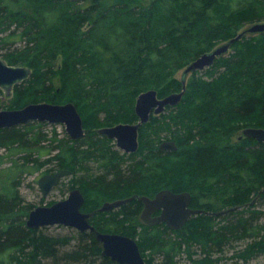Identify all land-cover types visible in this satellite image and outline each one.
I'll use <instances>...</instances> for the list:
<instances>
[{"label": "trees", "instance_id": "1", "mask_svg": "<svg viewBox=\"0 0 264 264\" xmlns=\"http://www.w3.org/2000/svg\"><path fill=\"white\" fill-rule=\"evenodd\" d=\"M261 21L264 0H0V57L31 69L8 107L72 102L85 129L74 140L47 135L45 122L0 128V148L21 153L20 163L0 168V264H121L102 255L93 232L26 226L33 206L18 176L46 164L47 172L68 169L64 186L81 190L90 223L134 238L147 264L182 256L218 264L228 249L242 262L263 254L264 142L234 135L264 128V31L244 34L228 55L191 72L181 101L140 126L135 152L96 130L134 123L139 93L179 92L180 69ZM233 117L248 121L228 123ZM164 139L177 149H159ZM163 188L189 191L190 205L204 212L174 230L142 222L135 199L98 211L105 201Z\"/></svg>", "mask_w": 264, "mask_h": 264}, {"label": "water", "instance_id": "2", "mask_svg": "<svg viewBox=\"0 0 264 264\" xmlns=\"http://www.w3.org/2000/svg\"><path fill=\"white\" fill-rule=\"evenodd\" d=\"M264 31V21L255 22L239 32L228 41L216 46L209 52L202 53L192 60L182 73V86L179 92H173L163 97L157 96L155 89H148L138 94L135 99L134 112L138 117L134 123H117L101 127L97 132L114 141L115 146L125 153L135 152L138 148V130L143 123L149 120L151 114L158 115L167 106L177 105L185 90V77L191 72L204 70L210 67L215 59L224 54L234 41L241 39L246 33H259ZM31 69L22 65H10L0 58V89L5 95L10 96L13 87L28 78ZM31 121L62 123L71 139L83 137L85 129L82 118L72 102L62 104L49 102L28 103L17 109L0 110V128L12 127ZM250 137L259 142H264V128L245 127L241 137ZM159 149L175 151L177 146L173 140H162ZM68 169L57 170L41 175L37 184L43 196L56 186L59 181L68 176ZM135 199L142 202L140 219L147 225L164 223L170 229H178L185 224L188 218L204 210L190 205V193L187 191L173 192L163 188L153 196L133 194L129 197L105 201L98 208L99 212L108 211L119 207L121 204ZM84 195L78 187L71 188L65 198L54 201L49 205H38L32 208L26 217L27 227L35 229L44 226L62 225L74 228L80 232L88 230L100 242L102 255L121 264H147L141 255L135 239L120 234L108 233L97 230L91 223L92 212H84L81 207ZM230 209L214 212L223 214ZM157 214L153 215V213Z\"/></svg>", "mask_w": 264, "mask_h": 264}, {"label": "rangeland", "instance_id": "3", "mask_svg": "<svg viewBox=\"0 0 264 264\" xmlns=\"http://www.w3.org/2000/svg\"><path fill=\"white\" fill-rule=\"evenodd\" d=\"M250 34L255 35L256 33H250ZM232 51H233L232 47L230 46L229 49L223 54V56L228 55ZM0 58H2V57H0ZM182 71H183V69H180L176 73V77L179 80L182 77ZM189 77H190V73L186 76L185 83H186L187 79H189ZM11 99H12L11 95L10 96L5 95L3 90H1V92H0V110L11 109L8 107ZM247 118L248 117H243V118L238 119L236 117H233V118L229 119L227 122L230 124H233L236 122L239 123V122L248 121ZM135 122H137V120ZM41 128H42L43 132L49 136L51 134H53V132L56 133L57 137H63L65 135L68 136V134L65 131L64 124H62V123H47V122H45V124ZM242 130H243V128L240 129L234 135V138L238 135L240 136L242 133ZM118 150L121 151L120 149H118ZM53 153H51V154H53ZM19 157H21V153L11 154L7 150L0 148V168L9 167L13 163V161H17L20 163L21 160ZM47 157L48 156L43 155L40 158L42 160V159H45ZM47 168L48 167L46 164V165L41 166V168L38 170L29 169L28 171L22 172L18 176V181H19L18 191H19L22 199L24 200V202L29 203L30 205L33 206V208L35 206H38V205L48 204V202H50V201L60 200L62 198H65L68 194V190H66V188L64 186L65 183L68 182V180H69V176H66L60 180V181H62V183H61L62 186L56 185L55 187H53L50 190V192L46 196L42 195V193L38 187L37 180L42 174L47 173V171H46ZM63 227H66V226H63ZM51 229L52 230H58V229L60 230L63 228H55V225H52ZM65 229H64V231H66ZM72 229H74V228H72ZM232 254H233V250H231V249H228V251L226 250L224 258L220 259L218 264H264V253L256 256L255 258L250 259L247 262H242L236 258H231ZM178 261H179L178 264H191V261L189 259H187L185 256L180 257L178 259Z\"/></svg>", "mask_w": 264, "mask_h": 264}, {"label": "bare ground", "instance_id": "4", "mask_svg": "<svg viewBox=\"0 0 264 264\" xmlns=\"http://www.w3.org/2000/svg\"><path fill=\"white\" fill-rule=\"evenodd\" d=\"M250 26V25H249ZM247 28V27H246ZM243 31V30H242ZM5 36V35H4ZM201 71V70H200ZM183 73V72H182ZM62 104V103H60ZM106 127V126H105ZM97 130V129H96ZM85 134V133H84ZM101 135V134H100ZM84 136V135H83ZM104 136V135H103ZM165 140V139H164ZM168 140V139H167ZM47 173H50V172H47ZM45 174V173H44ZM43 175V174H42ZM189 192V191H188ZM95 227V226H94ZM124 235V234H123ZM127 236V235H126ZM130 237V236H129ZM132 238V237H131ZM134 239V238H133Z\"/></svg>", "mask_w": 264, "mask_h": 264}, {"label": "flooded vegetation", "instance_id": "5", "mask_svg": "<svg viewBox=\"0 0 264 264\" xmlns=\"http://www.w3.org/2000/svg\"><path fill=\"white\" fill-rule=\"evenodd\" d=\"M123 152V151H122ZM125 153V152H124ZM157 214V212L153 213V215Z\"/></svg>", "mask_w": 264, "mask_h": 264}]
</instances>
